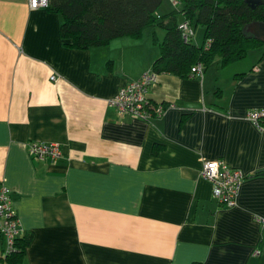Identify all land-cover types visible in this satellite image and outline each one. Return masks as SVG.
<instances>
[{"label":"crops","instance_id":"obj_1","mask_svg":"<svg viewBox=\"0 0 264 264\" xmlns=\"http://www.w3.org/2000/svg\"><path fill=\"white\" fill-rule=\"evenodd\" d=\"M59 23L0 0V185L17 241L31 235L16 263L1 260L0 236V264H264V133L247 119L264 108V47L198 80L158 75L148 97L172 106L143 121L108 100L150 70L152 36L78 51ZM32 142L58 144L61 158L33 159ZM210 161L245 175L235 207L200 176Z\"/></svg>","mask_w":264,"mask_h":264},{"label":"trees","instance_id":"obj_2","mask_svg":"<svg viewBox=\"0 0 264 264\" xmlns=\"http://www.w3.org/2000/svg\"><path fill=\"white\" fill-rule=\"evenodd\" d=\"M170 1L173 10L164 15L157 14L163 0H48L40 10L59 16V37L71 50L101 48L121 38L140 41L149 33L158 51L150 70L179 79H187L198 63L203 73L215 61L226 68L264 47L247 31L252 24L264 23V0ZM183 24L187 27L181 28ZM198 27L203 31L199 45L195 44ZM155 30L163 31L162 39ZM110 69L112 63L107 62L106 70ZM151 153L157 154V149ZM30 241L31 235L19 239L7 260L20 262ZM261 244L264 247V240Z\"/></svg>","mask_w":264,"mask_h":264},{"label":"built area","instance_id":"obj_3","mask_svg":"<svg viewBox=\"0 0 264 264\" xmlns=\"http://www.w3.org/2000/svg\"><path fill=\"white\" fill-rule=\"evenodd\" d=\"M48 0H27L28 8L33 10L44 9ZM183 24L181 28H186ZM186 41V36H183ZM203 75L201 63L191 68L189 78L198 80ZM158 75L148 70L136 81H132L119 89L117 94L108 100V105L117 110L119 115H128L136 119L148 121L161 116L171 105L152 103L148 97V90L157 83ZM55 81V77H51ZM247 119L251 124L264 133V108L249 110ZM29 155L37 160H49L55 162L61 158V150L58 144L46 142H32L28 147ZM200 176L210 183L212 197L221 205L233 208L245 175L238 169L228 167L221 161L206 162ZM258 223L264 228V220L258 219ZM21 233L19 221L12 209L10 190L0 185V236L3 238L5 248L1 260L9 258L16 252L17 239Z\"/></svg>","mask_w":264,"mask_h":264},{"label":"rangeland","instance_id":"obj_4","mask_svg":"<svg viewBox=\"0 0 264 264\" xmlns=\"http://www.w3.org/2000/svg\"><path fill=\"white\" fill-rule=\"evenodd\" d=\"M171 10H173L172 2L170 0H163L162 5L160 6V8L157 11V14L158 15H164L166 13H169ZM201 29L202 28H200V27L197 28V31H196V41H195L196 44H199V42H200L199 41V37H200V35L202 33V30ZM145 33H148V30ZM197 38H198V40H197Z\"/></svg>","mask_w":264,"mask_h":264},{"label":"water","instance_id":"obj_5","mask_svg":"<svg viewBox=\"0 0 264 264\" xmlns=\"http://www.w3.org/2000/svg\"><path fill=\"white\" fill-rule=\"evenodd\" d=\"M256 40L264 43V23H255L249 26L247 29Z\"/></svg>","mask_w":264,"mask_h":264}]
</instances>
